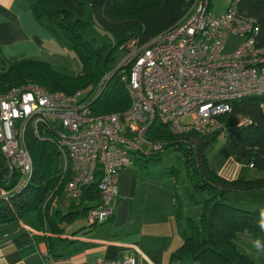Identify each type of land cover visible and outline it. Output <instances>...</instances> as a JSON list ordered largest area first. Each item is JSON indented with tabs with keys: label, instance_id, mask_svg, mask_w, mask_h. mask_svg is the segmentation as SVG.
Returning <instances> with one entry per match:
<instances>
[{
	"label": "trees",
	"instance_id": "16d2710c",
	"mask_svg": "<svg viewBox=\"0 0 264 264\" xmlns=\"http://www.w3.org/2000/svg\"><path fill=\"white\" fill-rule=\"evenodd\" d=\"M192 0H34V16L45 22L57 35L63 33L81 62L80 71L67 73L49 61L20 57L9 59L0 51V93L5 90L35 83L49 91L74 92L89 87V103L95 113L118 112L129 105L126 84L121 79L128 63L116 64L121 45L132 38L142 42L173 25L185 12ZM238 8L255 16L259 24L260 43L264 44V0H239ZM97 24L111 33L112 39L94 44L85 31ZM100 87L94 91L99 81ZM231 111L223 124L236 125L243 116L249 122L241 123L228 140L230 153L245 157L247 164L264 169V93L232 99ZM221 131H188L175 134L167 125L154 121L148 130L152 140H161L162 146L134 161L149 167L161 158L164 149L172 145L184 162L186 175L195 190L208 195L198 201L201 209L198 219L183 217L181 204L174 194V210L183 241L169 256L175 264H264L239 247V234L254 238L264 236V205L246 208L230 201L229 195L240 191L264 189V176L254 178L226 177L209 164L206 148ZM26 144L32 158V172L28 181L17 190L0 194V222L37 215L53 232H61L63 224L85 219L100 200L98 176L84 188L66 210H60L53 199L65 191L68 176L59 164V152L54 140L39 138L30 126L25 131ZM163 173L177 181L176 166L166 167ZM18 173L8 175L0 149V185L11 189ZM185 218V222H182ZM53 241H56L52 238ZM47 237L49 246L52 241Z\"/></svg>",
	"mask_w": 264,
	"mask_h": 264
},
{
	"label": "built area",
	"instance_id": "2783aa9c",
	"mask_svg": "<svg viewBox=\"0 0 264 264\" xmlns=\"http://www.w3.org/2000/svg\"><path fill=\"white\" fill-rule=\"evenodd\" d=\"M230 0L221 13L210 0H192L170 27L147 41L132 38L121 45L128 63L121 79L129 105L123 111L95 113L89 87L74 92L49 91L27 83L0 93V149L8 175L18 173L11 189L0 185V194L17 190L32 172L25 131L30 126L41 139L54 140L59 164L68 176L65 191L80 196L98 176L100 200L86 221L108 220L118 199V175L135 156L162 146L148 130L154 121L180 134L188 131L224 130L222 118L231 111L232 99L264 93V44L260 43L255 16ZM241 42L230 52L226 41ZM103 79L94 91H97ZM249 122L239 116L236 125ZM252 166V164L250 163ZM145 256L97 257L78 264H144ZM40 264H69L50 258Z\"/></svg>",
	"mask_w": 264,
	"mask_h": 264
},
{
	"label": "crops",
	"instance_id": "0c3cea01",
	"mask_svg": "<svg viewBox=\"0 0 264 264\" xmlns=\"http://www.w3.org/2000/svg\"><path fill=\"white\" fill-rule=\"evenodd\" d=\"M33 1L0 0L3 56L42 59L54 67L76 66L74 72L80 71L81 62L72 55L74 50L64 36L57 35L34 16L30 7ZM134 159L120 170L114 212L102 223L88 227L84 225L85 219H77L63 224L61 232H53L35 214L0 222V264H40L50 258L78 264L97 257H140L142 254L144 264H175L169 263V256L183 237L175 216L170 182L161 185L157 177L148 180L140 176L134 167L140 168V173L150 171ZM47 237L56 241L52 240L49 246ZM261 237L255 241L248 234H239L237 243L264 263V236ZM257 246L262 247L257 249Z\"/></svg>",
	"mask_w": 264,
	"mask_h": 264
},
{
	"label": "rangeland",
	"instance_id": "374dc122",
	"mask_svg": "<svg viewBox=\"0 0 264 264\" xmlns=\"http://www.w3.org/2000/svg\"><path fill=\"white\" fill-rule=\"evenodd\" d=\"M229 1L230 0H210L211 9L215 13H221L227 8ZM59 35L64 36L63 38L67 40L62 32L59 33ZM84 35L86 38H94L95 45L100 44L104 40L109 41L112 39L111 33L101 29L97 24L90 25ZM66 42L68 43V41ZM240 42V37L231 36L226 41L224 51H232ZM70 48L72 49V47ZM75 54L76 53L74 52L72 53V55L75 56L79 62V58ZM122 58L123 51L120 49L118 50L116 56V64H119ZM56 68L67 73H74L76 66H56ZM236 130L237 126L234 124L226 126L224 130H222L208 145L206 148V156L210 166L218 173L230 178L239 176H244L245 178L264 176V169H257L250 164H247L245 157H237L230 153L228 149V140L232 138ZM178 155L179 153L175 147L169 145L164 149L161 158L147 167L150 171L149 173H140V168L137 166L134 167V169L139 172L140 176H144L148 180H153L155 177L159 178L161 185H165L170 182L171 193L176 194L178 201L181 204L183 216L189 214L195 219H198V215L200 213L198 211L199 208L201 209V204L198 201L204 199L208 193L206 191L195 190L192 187L184 169V162L178 157ZM172 165L176 166L177 181H175L173 176L163 173L166 167H170ZM229 197L231 202L237 203L238 205L246 208H254L264 205V189L231 193ZM77 198V196L64 191L53 199V204L57 208L65 210L68 205L72 201H76ZM181 220L182 222H185V218H182ZM261 239L263 238L259 237L256 238L255 241ZM259 247L257 246V249Z\"/></svg>",
	"mask_w": 264,
	"mask_h": 264
}]
</instances>
